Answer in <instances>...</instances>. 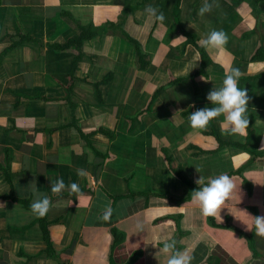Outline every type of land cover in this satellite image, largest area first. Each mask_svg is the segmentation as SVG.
I'll use <instances>...</instances> for the list:
<instances>
[{
    "label": "crops",
    "instance_id": "crops-1",
    "mask_svg": "<svg viewBox=\"0 0 264 264\" xmlns=\"http://www.w3.org/2000/svg\"><path fill=\"white\" fill-rule=\"evenodd\" d=\"M144 1L0 0V264H165V238L191 264H264V237L243 222L264 215V1L209 0L203 17V0L178 11L177 0ZM177 20L199 40L228 35L207 49L204 72ZM84 32L91 38L70 43ZM226 67L240 69L250 97L244 135L222 134V116L206 129L188 120L211 106ZM223 173L236 185L225 205L240 219L228 207L203 216L191 200L196 179ZM61 178L79 192L53 196ZM33 181L52 201V255L39 217L12 198L30 205Z\"/></svg>",
    "mask_w": 264,
    "mask_h": 264
},
{
    "label": "clouds",
    "instance_id": "clouds-1",
    "mask_svg": "<svg viewBox=\"0 0 264 264\" xmlns=\"http://www.w3.org/2000/svg\"><path fill=\"white\" fill-rule=\"evenodd\" d=\"M212 8L213 4L210 3L209 0H203V3L198 10V14L203 17L206 13H210ZM145 12L158 21L164 19L163 13L152 5H148ZM227 42L228 35L223 30L213 29L205 38L200 39L197 43L205 49L219 50L223 49ZM241 76L242 73L239 68H225L221 86H214L207 94L206 98L211 102V106L197 109L196 111L191 112L188 116L191 128L206 129L212 120L222 116V134H246L250 122L248 115L250 97L246 88H240L238 86ZM202 79H204V77H202ZM260 150H264V148H261ZM197 171L200 172L198 169ZM77 175L85 176L86 172L83 169H78ZM195 183L199 185V187L191 192L192 202L199 207L203 216H220L221 209L228 207L225 205V201L230 198L232 192L235 190L236 185L233 178L228 174L223 173L214 178H208L207 181H205V178L201 175L196 179ZM30 184L35 197L30 204L31 213L42 218L49 212L52 201L47 195H41L38 192L37 183L35 181ZM66 187L70 188L72 193L79 192V186L76 182L66 185L62 178L51 181L50 189L53 196L60 195ZM228 208L230 212L234 214L233 210L230 207ZM111 215L112 209L110 206H107L100 218L104 221H108ZM252 217V225H249L245 221L243 222L247 225L249 230H252V227H254L256 235L264 237V215ZM137 226L142 230L141 225L138 224ZM158 248L159 251L156 254L157 258L159 255L163 254L166 258L165 264H191L192 257L186 250H179L177 248V241L174 239L165 238L162 241V247L158 246Z\"/></svg>",
    "mask_w": 264,
    "mask_h": 264
},
{
    "label": "trees",
    "instance_id": "trees-1",
    "mask_svg": "<svg viewBox=\"0 0 264 264\" xmlns=\"http://www.w3.org/2000/svg\"><path fill=\"white\" fill-rule=\"evenodd\" d=\"M148 1L150 2L152 0H145L144 2H148ZM262 1H264V0H262ZM175 4L176 5H174L175 6L174 9H176L178 11V9L180 8V0H178ZM263 7H264V4H263ZM125 18L126 17H122L121 22H124ZM173 26L179 28L178 29V36H184L185 38H187L186 45L193 46L194 50L197 53H199L200 58H201V69H202L200 71L201 72H204L205 71V68L211 63V60H210L209 55L207 53V49L201 47L197 43L199 41L198 36H196L193 32L188 31L187 29H184L183 28V25H182L181 21L177 20L173 24ZM91 36L92 35L86 34V32H84L83 35L77 36L76 38H74L73 40H71L70 43H73V44L77 43V44H79V41L81 42L84 38L85 39H87L88 37L91 38ZM25 40L28 41L27 38H25ZM134 43H135V41H134ZM135 45H136L138 57H139V60H140V59H142V56H143L142 55V51H141L138 43L135 44ZM261 53H262L261 51H259L257 53L256 57H254V60L255 61H260L261 59H263V58L260 57L262 55ZM99 95L101 96V93L100 92H99ZM263 100H264V97H263ZM253 122H254V120H251L250 121V127L251 128L253 126ZM84 138L87 139L88 142L90 143L88 136H84ZM12 198H14L16 202H19V203L23 204L27 208L30 207V205H28V202L26 200L22 201V200H19V199L15 198L14 196ZM29 210H31V209H29ZM39 222L41 223L42 231H43V236H44V241H45V243L47 245V250L46 251L48 252L49 255H52L54 253V251L52 249L53 244L51 242L50 231H49V226H48L46 217L44 216L42 218H39Z\"/></svg>",
    "mask_w": 264,
    "mask_h": 264
},
{
    "label": "rangeland",
    "instance_id": "rangeland-1",
    "mask_svg": "<svg viewBox=\"0 0 264 264\" xmlns=\"http://www.w3.org/2000/svg\"><path fill=\"white\" fill-rule=\"evenodd\" d=\"M178 1V0H177ZM181 4H182V0H180V9H181ZM128 22H129V20H128ZM25 23V22H24ZM130 23V22H129ZM123 29H130V28H128V23H125L124 24V26H123ZM128 32H127V34L129 33L130 34V31H132V29H130V30H127ZM156 40L155 39H153V42H155Z\"/></svg>",
    "mask_w": 264,
    "mask_h": 264
}]
</instances>
